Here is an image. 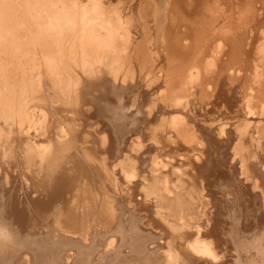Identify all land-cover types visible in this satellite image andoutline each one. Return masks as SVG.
Here are the masks:
<instances>
[{
    "label": "bare ground",
    "instance_id": "6f19581e",
    "mask_svg": "<svg viewBox=\"0 0 264 264\" xmlns=\"http://www.w3.org/2000/svg\"><path fill=\"white\" fill-rule=\"evenodd\" d=\"M0 233V264H264V0H0Z\"/></svg>",
    "mask_w": 264,
    "mask_h": 264
},
{
    "label": "rangeland",
    "instance_id": "374dc122",
    "mask_svg": "<svg viewBox=\"0 0 264 264\" xmlns=\"http://www.w3.org/2000/svg\"><path fill=\"white\" fill-rule=\"evenodd\" d=\"M228 126H229V125H227V127H228ZM32 193H34V192H31V196H33V197H36V196H37L36 192H35V194H32ZM136 198L139 199L140 197L137 196ZM157 233H160V232L157 231ZM162 236H163V234H160L159 237L157 236L158 239H159L160 237H161L162 239L160 238V240H157V238H156L155 241H157L158 243H162L163 240H165V239H164V236H163V237H162Z\"/></svg>",
    "mask_w": 264,
    "mask_h": 264
},
{
    "label": "clouds",
    "instance_id": "9594fccd",
    "mask_svg": "<svg viewBox=\"0 0 264 264\" xmlns=\"http://www.w3.org/2000/svg\"><path fill=\"white\" fill-rule=\"evenodd\" d=\"M9 235L11 236V234H9ZM261 236H264V233H261ZM3 239H4L3 234L0 233V240H3Z\"/></svg>",
    "mask_w": 264,
    "mask_h": 264
}]
</instances>
